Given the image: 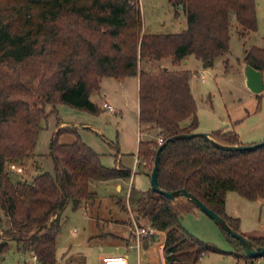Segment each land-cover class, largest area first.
<instances>
[{"label": "trees", "instance_id": "trees-1", "mask_svg": "<svg viewBox=\"0 0 264 264\" xmlns=\"http://www.w3.org/2000/svg\"><path fill=\"white\" fill-rule=\"evenodd\" d=\"M169 2L185 13L182 31L144 32L139 0H0V252L13 240L28 248L38 264H57L63 207L70 202L76 208L81 200L92 198L91 180L131 175L129 168L104 165L75 126H59V119L50 141L53 171L39 170L26 180L13 178L9 169L11 163L23 165L24 159L33 157L46 103L53 110L61 102L100 113L102 107L89 95L103 76L138 75L139 123L156 127L164 143L157 169L161 188L187 189L237 230L239 219L225 212L226 193L264 198V144L222 150L201 136L169 140L197 130L189 72L141 65L165 57L179 63L188 54L211 65L228 50L231 11L241 37L256 28L255 0ZM243 61L264 70V47L249 48ZM61 132L76 137L58 142ZM211 133L222 143H240L233 130ZM160 144L138 142L137 157L148 175ZM193 205L184 196L168 199L151 188L140 204L138 214L165 231V264H195L202 253L218 251L182 224L181 212ZM226 234L236 245V255L250 258L241 242ZM249 238L264 245V235Z\"/></svg>", "mask_w": 264, "mask_h": 264}, {"label": "rangeland", "instance_id": "rangeland-1", "mask_svg": "<svg viewBox=\"0 0 264 264\" xmlns=\"http://www.w3.org/2000/svg\"><path fill=\"white\" fill-rule=\"evenodd\" d=\"M139 4L144 32L171 33L186 28L185 13L181 8H175L169 0H139ZM255 13L256 28L241 37L235 14L230 12L228 50L216 56L211 65L204 66L199 58L191 54L187 61L182 59L179 63H173L170 57H165L149 66L155 71L164 67L188 70L198 121L215 130L227 127L235 131L239 144H251L264 139V90L252 92L245 84L241 68L246 50L252 46L264 47V0H255ZM143 64L141 62L144 67ZM262 72L264 80V70ZM131 78L135 82V77ZM113 82H116L115 79ZM128 86L129 84L123 91L117 85H110L112 95L122 105V111L118 113L103 108L100 113H91L61 102L56 103L53 110L52 104L46 103V115L40 122L33 157L24 159L22 172L9 167L15 179L30 180L39 170L52 172L54 163L50 154V141L59 119L76 125L79 137L100 154L104 165L111 167L121 164L131 169V176L120 181L114 178L91 180L89 187L94 196L81 200L76 208L68 202L59 212L60 229L55 250L57 264L60 261L64 264H91L88 252L93 244L90 247V244L80 242L88 233L97 230L102 234L115 229L123 232L129 226L136 228L147 221L138 211L151 188L150 177L142 171L141 161L137 164L134 162L138 139L157 140L158 129L150 124L144 127L139 123L138 82ZM102 96L100 88L92 90L89 95L97 104ZM75 137L71 132H61L57 135V140L70 142ZM116 182L122 184V189H117ZM196 208L199 213L190 208L181 212L182 224L188 231L218 248V251H207L199 263L250 264L244 263L236 255L235 243L221 226L202 209ZM225 212L239 219L237 228L245 236L264 235V198L247 199L236 191L229 190ZM4 221L5 225L6 220ZM0 264L38 262L28 248L11 240L8 248L0 252Z\"/></svg>", "mask_w": 264, "mask_h": 264}, {"label": "crops", "instance_id": "crops-1", "mask_svg": "<svg viewBox=\"0 0 264 264\" xmlns=\"http://www.w3.org/2000/svg\"><path fill=\"white\" fill-rule=\"evenodd\" d=\"M190 55L191 54L186 55L185 58L183 59L187 61ZM142 62L144 63L143 64L144 67L149 68V66L152 65V63L155 61H152L148 64L145 63L144 61ZM170 70H175V69H170ZM131 77L133 78L135 77V82H133L134 80H132ZM113 79H115L116 82H113ZM137 82H138V75H129L122 79H118L113 76H103L99 84V88L102 89L103 91V96L99 102V105L101 106L102 101L106 100L114 107V112L112 113L121 112L122 109L120 107H122V105L119 103L120 100H118L117 97H114L112 95L110 85L112 84L117 85L118 87H120V89L125 91L127 84L131 86L133 83L137 84ZM103 109L106 110L105 108ZM64 124H71L72 126H76L74 123L69 121H61L59 126H63ZM197 130H205L208 132H212L215 129L209 128L206 125H202V123L198 121ZM220 130L227 131L231 129L226 127ZM139 140L140 139H138V142ZM138 162L139 160L136 155V160L134 163L137 164ZM116 166H122V165L118 164ZM124 178H128V177H124ZM124 178L117 177L114 179L120 181ZM116 187L117 189L118 188L122 189V184L120 182H116ZM190 209L199 213L198 212L199 210H197L198 208H196V205L191 206ZM225 211H226V198H225ZM146 225H149L148 221H146V223H140V226H146ZM164 240H165V231L156 230V232L153 235L143 236V235H137L135 228L129 226L123 232L120 231L119 229H115L112 231H104V233L100 234L97 230H95L94 233H88L87 236L82 238L80 242L83 244L88 243L87 245L90 244L89 245L90 247L91 244H93L92 249L90 250V252H88L89 261H91V264H101L102 257L108 254L124 255L127 258V264H165L166 261H165V252H164ZM205 253L201 254L199 260L195 264H200L199 262L202 261V257L205 255ZM241 260L244 263L264 264V256L257 258H242ZM59 264H64V262L60 261Z\"/></svg>", "mask_w": 264, "mask_h": 264}, {"label": "water", "instance_id": "water-1", "mask_svg": "<svg viewBox=\"0 0 264 264\" xmlns=\"http://www.w3.org/2000/svg\"><path fill=\"white\" fill-rule=\"evenodd\" d=\"M241 68L245 77V84L252 92L257 93L264 90V80H263L262 70L255 68L249 63L244 61L241 64ZM164 69H166V67H164ZM193 136H201L204 139H206L210 144L222 150H245V149L256 148L264 144V139L251 144H225L218 141L211 132L201 131V130H196L187 133H178L169 137L168 139L172 140L178 138H190ZM163 145L164 143H161L157 148L154 157L153 168L149 174L151 189L160 194H163L168 199H173L178 196H184L186 199L193 202L197 207H199L204 212H206L210 217H212L221 226L223 230L228 232L234 238L238 239L241 242L244 252L248 257L257 258L264 256V245L254 243L249 237L242 234L239 230L232 228L222 215L215 212L213 209L209 208L196 195L189 192L185 188L164 189L159 186L157 180V169H158L159 153Z\"/></svg>", "mask_w": 264, "mask_h": 264}, {"label": "built area", "instance_id": "built-area-1", "mask_svg": "<svg viewBox=\"0 0 264 264\" xmlns=\"http://www.w3.org/2000/svg\"><path fill=\"white\" fill-rule=\"evenodd\" d=\"M202 80H204V77H202ZM101 106L106 110L114 112V107L106 100L102 101ZM157 142L160 144L162 138L158 137ZM9 167L17 172H22L24 170L22 165L16 163H11ZM135 231L137 235L150 236L155 233L156 229L151 225H146L136 226ZM101 264H127V258L122 254H108L102 257Z\"/></svg>", "mask_w": 264, "mask_h": 264}]
</instances>
